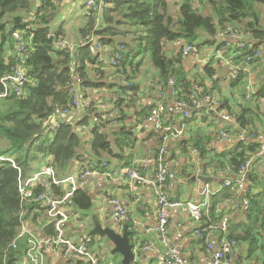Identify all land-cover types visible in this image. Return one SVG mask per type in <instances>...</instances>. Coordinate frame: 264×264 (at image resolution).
Wrapping results in <instances>:
<instances>
[{
    "label": "trees",
    "instance_id": "1",
    "mask_svg": "<svg viewBox=\"0 0 264 264\" xmlns=\"http://www.w3.org/2000/svg\"><path fill=\"white\" fill-rule=\"evenodd\" d=\"M34 1L0 0V94L6 92V100L0 101V157H4L0 159V264H17L19 247L15 248L14 242L21 228L30 221L38 224L40 216L45 215L48 207L36 198L44 192H52L56 198L65 193L62 186L51 183L48 188L40 181L33 188L34 196L24 198L20 182L34 176L40 161L46 160L57 177L70 174L77 162L80 169L91 166L97 171L108 169L112 164L116 168L135 166V144L139 137L133 122L127 124L126 120L132 118L128 114L130 110L137 123L149 117L153 104L138 102L149 71L154 70L160 103L166 107L168 101L161 96V83L166 93L174 92L175 100L189 104L194 96H216V92L222 95L217 69L212 63L201 69L187 68L186 59L192 56L184 53L187 45L200 48L218 44L219 49H226L227 42H219L216 36L229 27L246 37V48L239 49L241 54L234 60L237 65L247 56L252 57V75L261 86L249 99L243 92L244 102L232 103L230 97L224 96L218 101V108L229 114L238 126L224 125L227 134L239 135L240 128L253 139L264 135V67L261 64L255 68L264 60V55L253 58L264 43V27L256 10V4H264V0H200L199 7L195 0H110L109 5L105 1L103 6L98 3L86 9V21L74 29L78 34L75 36L66 27L67 20L59 23L56 19L61 0ZM172 6L175 14L171 12ZM36 7L35 16L25 20L23 16H28ZM15 31L23 33L21 50L19 41L13 37ZM93 36L102 46L110 45L115 51L124 45L122 59L116 66L112 63L114 55H108L106 61L99 51L91 52L86 38ZM60 41L66 44L60 46ZM182 41L185 43L179 49L167 48L172 42ZM19 66L26 70L29 79L18 95L7 90L4 79L13 75ZM171 79L175 81L173 84L169 83ZM247 79V74L241 71L236 78H231L230 84L241 86ZM79 89L85 91L90 104L86 106L85 116L73 121L65 116L78 108L74 99ZM102 89L112 90L108 104L114 117H109V112L98 107V101L86 92ZM193 110L189 117L183 114L184 122L193 120L198 113ZM204 114V120L207 115L214 120L218 118L214 112ZM53 118L60 123L57 128L51 125ZM164 124L168 126V122ZM220 135L215 132L203 136L194 131L192 137L179 140V144L183 152L188 147L197 149L201 159H210L207 165H226L235 173L262 148L261 141L242 138L230 149L212 154L211 143ZM167 136L168 132L162 130L151 134L156 138L157 145L153 148L156 160ZM74 196L82 208L93 206L82 189ZM246 198L249 205L242 211L248 223L244 222L243 234H238L229 221L227 237L249 241L253 251L258 247L259 237L264 236V194H255L249 188ZM217 205L213 201L210 206L209 215L214 223L224 217L223 210L216 212ZM44 233L54 236L57 231L50 224Z\"/></svg>",
    "mask_w": 264,
    "mask_h": 264
},
{
    "label": "crops",
    "instance_id": "2",
    "mask_svg": "<svg viewBox=\"0 0 264 264\" xmlns=\"http://www.w3.org/2000/svg\"><path fill=\"white\" fill-rule=\"evenodd\" d=\"M108 1L110 0L106 1V5H109ZM60 2V10L65 8L63 21L68 20L76 1L62 0ZM75 35H78L77 32L73 33V36ZM218 41L227 42L226 49H219L218 44L200 46V48L198 47L197 53L192 54V56L186 59V66L189 70H195L201 69L208 63H212L217 69V77L220 79L219 85L220 90L222 91V95L218 92L215 93L216 96H214L217 97V100L219 101L226 96L233 100L231 101L232 103L244 102L243 92L247 94L246 84L235 87L230 84V75L235 71L236 65L234 58L237 57V55L231 51L233 48V42L229 39ZM183 43L185 42H172L167 48H170V51H173L181 48ZM261 50L264 55V43L261 46ZM114 51V48L109 45L102 47L99 50V53L106 61H108V55H114ZM220 53L226 57L230 56L231 61L227 62L224 59L218 58ZM261 64L264 67V60L258 63L255 68ZM148 66L149 65L147 64L145 68L148 69ZM261 69L262 67L259 71H261ZM153 75L154 70L152 69L151 72H148L147 77H145V81L142 84L138 102L145 104L150 103L155 106L162 101L159 99L158 83L156 82L154 84L155 81L153 80ZM260 86V81H256L254 92H256ZM231 89L234 91L231 92ZM94 91L96 92H91L89 95L97 101L104 98H110L113 95L112 90L110 89ZM165 99L168 101V111L163 116V124L168 122V126L173 128L172 131L184 127L183 133L177 136L173 134L169 136L170 132L167 131L168 136L163 142L162 151L159 156L160 159L165 158L170 163L171 172L168 180V194L170 197L176 199L191 200L197 203L204 202L207 204L201 221H194L187 213L179 210H173L171 212L169 218L170 243L178 251L180 264H216L214 263L213 258L221 245L228 241L227 235L230 233V231L222 228L223 218H228V229L229 221H231L232 225L234 224L233 227L237 233L243 234L242 229L246 226L244 222L248 223V221L246 220L242 208H246L244 202L247 200L246 194L248 189L250 188L255 194H264V152L262 154L257 152L252 155L249 160V166L245 172V186L240 189L237 186L239 179L241 178L240 174L231 170V167L226 165L223 167H217L214 164L207 165V162L210 159H201L197 149L188 147L186 152H183L179 144V140L192 137L194 131L201 132L203 136L210 133L220 132V130L224 128V124L219 120V117L215 119L217 123L216 128H208L202 124H199L194 128V122L192 120L189 123L183 121V117L185 116H183V109L179 105V101L175 100L174 92L172 90H169ZM262 107L264 108V102L262 103ZM205 109L201 108L200 110L202 112L194 109V112H198L195 117L201 116L203 119V117L206 116L204 113H206L207 109ZM77 110H79L77 111L78 115L74 116L73 121L85 116V111L80 112V109ZM74 112L75 111H73L71 115ZM79 114H81V116H79ZM128 114L132 116V118L127 119L126 123L130 124L133 122L136 133L139 137V140L135 144L137 156L134 160V167H138L139 169L148 171L151 175H154L158 169V164L156 165L157 161L153 151V148L157 145L155 141L156 138L151 137V134L154 131H157L155 129V122L148 118H141V122L137 123V118L134 116L133 110L128 111ZM164 126L166 127L167 125L164 124ZM192 128L194 130H192ZM242 138H247L252 141L257 140L262 143L264 142V135H260L258 138L253 139V137H248L243 130L240 131L239 135L229 132L225 138H222L221 136L219 138H214L211 143V148L214 150L212 154H214V152L230 149L236 141ZM149 158H154V161L148 162ZM170 159H172V161H170ZM42 165L43 162L37 165V169ZM76 165L72 172L79 171L80 164L78 170L75 169ZM121 169L127 168H116L114 164H112L108 169L101 170L100 175L93 174L86 179V183L81 189L91 198L93 203L91 208H82L79 202L75 200L74 195L70 198L68 206L65 207V210H67L69 214L67 222L62 226L65 234L74 238V240L80 244L88 243L99 259L100 264H122L121 261L123 258L121 255H112L111 251L114 246L110 241L90 233L91 229L94 227L92 219V214L94 213L97 214L103 222H114L116 228L120 229V227H118V221L114 215V206L109 202V199H117L127 207L134 217H137L145 225H154L156 222L157 197L153 183L151 181H139L136 188H134L130 183L125 182L124 180L114 179L115 174ZM187 172H189L190 175H187ZM228 181L232 182L231 185L233 187L231 186L230 189L226 188L229 186L227 185ZM206 185L209 186L212 192L210 195L206 193ZM213 201L218 202V209L216 212L219 213L222 210L224 212V217L221 221L216 223L212 222V218L209 215L210 206ZM46 214L47 213H45L44 216H40L39 221H37L38 224L26 223L25 228L32 230L30 232L38 233L40 236H46L44 231L46 230L47 225L40 227L46 220ZM41 218L42 220L40 221ZM197 230H201L202 234L205 233V237H199ZM26 235L19 236L18 238L19 257L17 264H83L71 255L65 254L64 248L58 245L45 246L39 251L38 256H29L27 254L29 243L27 240V232ZM147 239L154 240L159 247L157 250L149 249L147 251H139L135 264H163L166 248L159 244L156 233L147 235ZM211 244L213 245V248H210ZM257 246L258 247L255 250L251 251L249 241L237 240L235 241V246L233 247L232 252L227 254L226 258L221 260L219 264H264L263 235L259 237Z\"/></svg>",
    "mask_w": 264,
    "mask_h": 264
},
{
    "label": "built area",
    "instance_id": "3",
    "mask_svg": "<svg viewBox=\"0 0 264 264\" xmlns=\"http://www.w3.org/2000/svg\"><path fill=\"white\" fill-rule=\"evenodd\" d=\"M74 2H78L81 6H84L86 9H90L97 5L98 3L102 6L105 1L107 0H73ZM195 4L197 7L200 6V0H195ZM196 7V6H195ZM22 34L20 31H15L13 33V37H19V35ZM127 36H125V39L127 40ZM216 38L218 40L223 39H229L233 42V48L231 51L234 52L235 55H240V50L242 48H246V45L248 43L246 37L238 30H235L233 28H228L224 32L219 33ZM87 41L91 44V52H98L101 49V43L98 41L97 37L93 36L91 38H86ZM22 45V42H20ZM60 46L65 45L63 41H60L58 43ZM23 47V45H22ZM121 49H118L117 51H114V56L112 63L114 66L118 64V61L122 59V49H124V45L122 44L120 46ZM71 50H73L72 47H70ZM240 49V50H239ZM198 52V46L197 45H187L184 48V53L186 55H191ZM263 56L262 50L256 51V55L253 58H257ZM229 57V58H228ZM224 56L220 53L218 58L224 59L227 62H230V56ZM252 57L247 56L245 59L241 60L240 63L235 65V71L230 75L231 78H236L239 74V72L243 71L247 74L248 79L246 83L247 88V98L249 99L252 94L254 93L255 89V79L252 75V72L254 70V63L251 62ZM28 76L26 74V70L19 66L18 70L11 76L6 77L4 79L5 85L7 90H10L11 92H14L16 94H21L23 91V88L25 84L28 81ZM10 80V81H9ZM175 81L174 79H171L169 81L170 84H173ZM162 91L161 96H166V92L163 90V83H161ZM74 91V90H73ZM6 97V92L3 94H0V98ZM79 93L77 91V94L75 95L74 104L79 108V105L81 104L82 100H78ZM87 104L89 102H86ZM179 105L183 109L184 115L186 117L190 116V110L191 109H197L200 110L201 108H206L207 111L214 112L217 114L218 117L222 118L223 120H231V116L223 111H219V102L217 98L214 95H205L202 97H193L191 104L187 103L186 101L182 100L179 102ZM167 107L163 103H158L157 105L153 106L151 109V112L149 114L148 119L155 122V129L156 130H165L170 132L169 136L171 134L173 135H179L182 134L184 131V127L173 130L170 126H164L163 124V116L166 114ZM67 115V114H66ZM53 128H57L60 123L57 120V118L52 119L51 123ZM221 137L225 138L227 137V132L225 129H221L220 131ZM244 137V136H242ZM264 152V142L262 143V148L260 150V154ZM4 157H0V159H3ZM154 161V158H149L148 162ZM158 161L159 167L154 175H151L148 171H143L139 169L138 167H132L127 169H121L117 174H115L114 179L124 180L125 182L130 183L134 188H136V185L139 181L141 182H149L151 181L153 183V187L155 190V194L157 197V203H156V222L154 225H145L143 224L137 217H134L127 207L123 205L121 202H119L115 198L109 199V202L114 206V215L116 220L118 221V224L120 227V231L123 230V227L125 224H128L129 230L133 231L135 233L134 241L137 245L135 249L136 255H138L139 251H147L149 249L157 250L158 244L152 240L147 239V235H150L151 233H156V236L159 240V244L163 245L165 250V259L163 261V264H180L179 262V256L177 249L171 245L170 239H169V218L170 214L173 210H179L184 213H187L194 221H201L203 218L204 210L207 206L204 202L197 203L191 200H183V199H176L173 197H170L168 194V180L169 175L171 172L170 169V163L166 159H160L156 160ZM249 166V161L243 165L239 171L240 179L238 182V187L240 189L244 188L245 186V172L247 170V167ZM100 175V171L92 170L91 166H87L85 169H79L77 172H71L70 174L66 175L65 177H57L55 175V170L52 166L49 164H46V162L37 169L36 173L33 177L27 179L26 181L20 182V192L24 196V198H32L33 195V188L40 182H45L46 186L49 188L51 183H54L58 186H62L65 188V193L62 197L56 198L53 196V193H42L39 195L36 199L42 203L43 206L48 207L46 210V220L41 225H54L57 234L54 236L46 235V238H42V240H39L41 238H36V233L27 231L26 229V223L24 224L23 232H27L28 234V248H27V254L29 256L35 257L39 255V251L45 247V246H51V245H58L60 247L64 248V252L67 255H71L76 260L82 261L83 264H100L99 259L97 258L96 254L94 253L93 249L88 245V243L80 244L79 242L75 241L74 238L69 237L67 234H65L63 229V224L67 222L69 218L68 211L65 210V207L68 206V202L70 198L74 195V193L78 190L84 187L86 183V179L89 178L92 175ZM153 178V179H152ZM232 182L228 181L227 185H231ZM206 189L207 194H211V190L208 185ZM249 201L245 200L244 206H248ZM42 218L40 219V221ZM39 221V219L37 220ZM222 228L224 230H227L228 228V218L224 217L222 220ZM23 232L19 234V236H22ZM197 234L199 237H205L204 234H202L201 230H197ZM18 236V238H19ZM18 238L14 242V247L18 248ZM235 246L234 240H228L224 242L217 253L215 254L213 260L214 263L219 264L221 260L226 258L227 254L231 253L233 250V247ZM210 248H213V245H210ZM137 258V257H136Z\"/></svg>",
    "mask_w": 264,
    "mask_h": 264
},
{
    "label": "rangeland",
    "instance_id": "4",
    "mask_svg": "<svg viewBox=\"0 0 264 264\" xmlns=\"http://www.w3.org/2000/svg\"><path fill=\"white\" fill-rule=\"evenodd\" d=\"M36 1L37 0H35L34 2H36ZM64 10H65V8L63 10H60L59 9L58 15L56 17V19H58L60 23L63 21V18H64L63 17ZM256 10H257L258 14L260 15L261 25L264 27V4H256ZM171 12H172V14H175V12H176L175 9L173 8V6H172V11ZM36 13H37V7L35 9H32L29 12V15L28 16H23V17H24L25 20L29 21L30 18L31 17H34ZM85 14H86V8L83 7V6H81L80 4H78V2H75L74 3L73 10L71 11V16L67 20V28H69V30H73L75 32L74 29L76 27L83 26V23L85 21V19H84V15ZM22 34H20L19 37H16L15 38L17 41H19V45H20L19 46V50L23 49L22 45L20 44V40H21ZM69 39H71V38H69ZM73 40H74V38H73ZM102 47H104V46L101 45V48ZM188 57H190V56H188ZM237 86H239V85H237ZM231 90H232L231 92L234 91L233 89H231ZM86 92L91 93V92H96V91H94V90H88ZM80 99L82 100L81 104L79 105V108L81 110L80 112H84L85 111L84 114H86V106L89 105L90 103H88V104L86 103V102H89V101H88V98H86V96H85V91L79 89V98H78V100H80ZM5 100H6L5 97L0 98V101H3L4 102ZM108 103H109L108 98H104L101 101H98V107L102 108L103 110L105 109L107 112H109V117H114V113L111 110V106H109ZM79 108H77V109H79ZM77 109L75 110V112L72 115L71 114L66 115V118L72 120L74 118V116H77L78 115V112L77 111H79ZM79 116H81V114H79ZM192 119H193L192 121L194 122V124H193V127L194 128H196L199 124H202V125H204L205 127H208V128L209 127H211V128H216L217 127V123H216V121L213 119V117L211 115H207V119L206 120H203L201 116H197V117H194ZM41 162L45 163L46 160L40 161V163ZM40 163H38L37 165H39ZM78 168H79V163H77L75 169L78 170ZM32 223L33 222L30 221V224H32ZM23 228H24V226L21 228L22 229L21 230L22 232H23ZM27 231H32V230H27ZM22 235H26V232H23ZM38 237L41 238L39 240H42V238H46L45 236H43V235L40 236L37 233L36 234V238H38Z\"/></svg>",
    "mask_w": 264,
    "mask_h": 264
},
{
    "label": "water",
    "instance_id": "5",
    "mask_svg": "<svg viewBox=\"0 0 264 264\" xmlns=\"http://www.w3.org/2000/svg\"><path fill=\"white\" fill-rule=\"evenodd\" d=\"M219 120L226 126L238 127L235 121L223 120L222 118H219ZM238 129L242 131V129ZM170 161H172V159H170ZM92 219L94 227L91 229L90 233L110 241L114 246L111 251L112 255H121L123 257L121 261L122 264H135L137 257L135 253L137 247L134 241L135 233L129 230L128 224H125L123 230L120 231L116 228L114 222L105 223L95 213L92 214Z\"/></svg>",
    "mask_w": 264,
    "mask_h": 264
}]
</instances>
